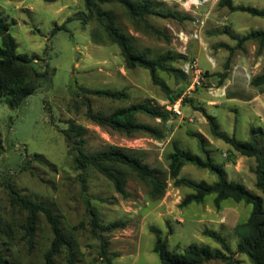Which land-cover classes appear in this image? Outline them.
<instances>
[{
	"label": "rangeland",
	"instance_id": "374dc122",
	"mask_svg": "<svg viewBox=\"0 0 264 264\" xmlns=\"http://www.w3.org/2000/svg\"><path fill=\"white\" fill-rule=\"evenodd\" d=\"M136 1H148L157 11L172 16L149 14L140 20L129 17L119 3L97 6L111 11L118 28L129 36L136 49L145 51L150 58L186 55L185 59L167 62L169 67L180 69L185 78L173 71H157L158 79L167 89L154 83L147 69L126 68L118 46L109 40L94 17L82 22L81 17L88 14L83 0H0V16L15 39V52L31 59L28 76L39 80L36 91L17 106L10 107L0 97V250L10 264H45L43 255L52 233L39 213L33 247L27 244L22 227L26 211L10 203L9 187L53 210L70 239L74 264H157L159 258L153 251L156 233L166 238L170 250L181 251L196 244L220 249L228 257L201 264H252L247 255L236 251L239 238L234 231L238 223L246 220L251 205L224 199L217 207L214 194L210 193L201 202L181 206V199L191 189L172 184L167 155L175 142L203 157L196 138L188 131L199 133L204 137V150L222 165L227 179L242 183L260 195L264 203V193L254 184V157L243 155L213 137L206 118L195 108L203 107L215 117L220 131L239 140H248L254 130L264 151V94L252 105L247 100L257 89L244 84L246 93L235 94L233 100L223 98L221 102L224 91L217 85L214 74L223 69L229 48H233L229 63L233 58H241L254 65L258 73L262 71L264 46L257 54L256 41L246 40L237 45L231 34L241 36L252 30H264V17L231 11L227 6H219L218 0ZM231 3L264 9V0H231ZM63 22L66 30L52 33V28ZM210 46L219 48L216 56ZM186 61L196 63L199 72L193 68L188 72L182 70ZM211 67L215 71L204 70ZM226 83L231 89L239 86L231 76ZM260 86L264 91V85ZM81 87L124 91L127 96L110 99L86 93ZM175 95L173 101H179L181 115L165 106L173 102L170 98ZM85 101L94 111L104 114L141 102H149L168 114L165 121L142 112L135 115L137 122L155 128L159 136L145 131L127 134L88 119ZM71 121L86 128L83 147L86 152L114 145L136 154L166 178L164 194L152 199L146 185L126 170L129 195L123 197L94 168H76L67 152L63 131ZM180 176L207 183L217 180L215 172L190 163L180 168ZM91 207L95 208L100 223L119 221L123 225L110 231L92 226ZM207 232L220 235L227 249ZM66 253L61 248L54 256L55 264H66Z\"/></svg>",
	"mask_w": 264,
	"mask_h": 264
},
{
	"label": "trees",
	"instance_id": "16d2710c",
	"mask_svg": "<svg viewBox=\"0 0 264 264\" xmlns=\"http://www.w3.org/2000/svg\"><path fill=\"white\" fill-rule=\"evenodd\" d=\"M83 1L88 10V14L81 17L82 22L94 17L100 23L109 40L118 46L126 68L140 66L147 69L152 81L163 89H167V87L158 79L156 75L158 70L173 71L179 73L183 78L186 77L180 69L167 65L168 61L178 58L185 59L186 55L176 53L150 58L145 51L136 49L129 36L118 28L114 14L111 11L100 9L97 5L119 3L124 7L129 17L140 20H144V17L149 14L161 16H172V14H164L157 11L148 1ZM217 3L219 6H227L231 11H246L252 15L264 17V9L250 5H234L231 3V0H218ZM65 23L55 25L52 28V33L59 29L66 30ZM231 37L237 41V45H240L246 40L256 41L258 43L257 54H260L263 50L264 30H252L241 36L231 34ZM15 48V39L9 32L7 23L0 16V97H3L10 107L21 104L39 86V80L37 78H30L27 73L28 67L31 66V59L26 54L16 53ZM232 51L233 48H229V57L224 63L223 69L214 73L217 76L218 86L222 85L228 76V69L230 67L229 59L231 58ZM39 75L42 77L44 73ZM250 84L253 86L264 85V68L260 73L251 77ZM81 89L86 93L110 99H120L127 96L124 91L88 89L83 87ZM175 98L176 95L172 96L170 100L173 101ZM186 100L191 101V99ZM85 103V116L88 119L97 125L106 126L127 134L145 131L159 136L155 128L137 122L135 115L142 112L153 118H159L165 121L168 114L166 110L152 106L149 102L118 107L106 114L94 111L88 101H85ZM195 108L200 110L206 118L210 133L213 137L222 139L234 150L243 155L254 157L255 165L252 168L255 177L254 184L257 189L264 193V151L254 136V130H251V135L248 140H239L233 135L229 136L220 131L215 117L206 112L203 107ZM63 131L66 139L67 152L72 156L76 168H94L108 178L112 182L115 190L123 197L129 195L126 190V177L124 175L126 170H129L139 181L146 185L148 194L152 199L160 198L164 194L167 185L166 178L149 168L136 154L114 145L94 152H86L83 148L86 133L84 126L71 121ZM188 134L196 138L202 154L204 153L203 157L197 153L180 148L175 142H173L172 151L167 155V160L169 161L167 165L168 174L173 179L172 184L176 187L186 186L191 189V192L187 193L181 199L180 205L184 206L192 201L201 202L210 193L214 194L213 202L217 207L224 199H231L235 202L242 201L250 204L251 209L246 220L238 223L234 227V231L239 238L236 244V251L247 255L252 264H264V203L262 197L252 192L242 183L228 180L222 165L215 163L209 152L204 150V137L199 133L191 131H188ZM36 156L41 157L40 154H36ZM186 163L215 172L217 180L212 183H207L203 180L194 181L186 176L178 177L180 168ZM80 177L81 180H84L82 174ZM82 188L85 190L86 185H83ZM8 195L12 205H16L26 211L25 221L22 226L24 230L23 237L30 247H33L34 244L39 213L45 217L52 233L50 245L44 251L43 255L45 264H55L54 256L61 248L67 250L66 264H74V255L70 239L62 231L59 218L54 214L53 210L41 202L20 195L11 187H9ZM90 212L92 226L100 227L102 230L110 231L123 225L119 221L102 224L99 221L94 207L90 208ZM207 234L220 243L225 250L227 249L220 235L211 232H207ZM153 251L157 253L159 258L157 264H201L211 259L225 260L228 258L220 249H211L207 246H197L196 244H189L181 251L170 250L166 238H161L158 233H156ZM0 264H10L9 259L2 254L1 250Z\"/></svg>",
	"mask_w": 264,
	"mask_h": 264
},
{
	"label": "crops",
	"instance_id": "0c3cea01",
	"mask_svg": "<svg viewBox=\"0 0 264 264\" xmlns=\"http://www.w3.org/2000/svg\"><path fill=\"white\" fill-rule=\"evenodd\" d=\"M210 49L212 50V52H214L213 54L215 56L219 52V48L215 50L214 47L210 46ZM211 68H212L211 70L204 69V68L202 69L207 70V71H215L213 67ZM216 71H218V69ZM258 72L259 70L255 69V66L252 65L247 60H244L241 58L240 59L233 58L230 63V67L228 69V76L223 81V84L219 86L224 91V95L220 98L221 102L223 98H225L226 100H233L236 98L234 96L235 94L239 95L241 93H246L244 89L245 88L244 84L246 86H251L250 79L252 76L258 74ZM230 76L234 78V80L236 81V84H239V86L237 85V89L236 88L231 89L228 87V84L226 83V81L228 80ZM255 88L257 89V92L254 94V96H252V98H248L247 100L252 105H254L255 103L257 104V102L260 101V97L264 94V91L260 85L255 86Z\"/></svg>",
	"mask_w": 264,
	"mask_h": 264
},
{
	"label": "built area",
	"instance_id": "2783aa9c",
	"mask_svg": "<svg viewBox=\"0 0 264 264\" xmlns=\"http://www.w3.org/2000/svg\"><path fill=\"white\" fill-rule=\"evenodd\" d=\"M189 1H195V0H189ZM192 68L194 72H199V69L196 67V63H191L190 61H186L182 65V70H184L185 72H188ZM165 106L169 111L173 112L174 114L181 115L180 104L178 100H175L173 102H168Z\"/></svg>",
	"mask_w": 264,
	"mask_h": 264
}]
</instances>
